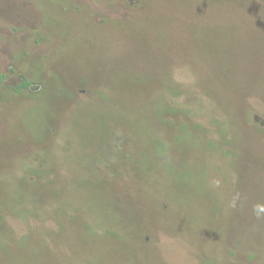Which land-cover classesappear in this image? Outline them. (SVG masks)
Wrapping results in <instances>:
<instances>
[{
	"label": "rangeland",
	"instance_id": "374dc122",
	"mask_svg": "<svg viewBox=\"0 0 264 264\" xmlns=\"http://www.w3.org/2000/svg\"><path fill=\"white\" fill-rule=\"evenodd\" d=\"M0 73V264H264V0H0Z\"/></svg>",
	"mask_w": 264,
	"mask_h": 264
},
{
	"label": "trees",
	"instance_id": "16d2710c",
	"mask_svg": "<svg viewBox=\"0 0 264 264\" xmlns=\"http://www.w3.org/2000/svg\"><path fill=\"white\" fill-rule=\"evenodd\" d=\"M46 36H47V34H46ZM47 37H48V36H47ZM46 39H48V38H46ZM24 76H25L24 80H23L20 84H18L17 87H14V88H13V91H14V92H16V93H20V92H22L24 89L27 88L26 83H28L27 81H28L29 79H27L28 77H27L26 75H24ZM4 77H5V74L0 73V81H2V80L4 79ZM10 95H11V94H10Z\"/></svg>",
	"mask_w": 264,
	"mask_h": 264
},
{
	"label": "clouds",
	"instance_id": "9594fccd",
	"mask_svg": "<svg viewBox=\"0 0 264 264\" xmlns=\"http://www.w3.org/2000/svg\"><path fill=\"white\" fill-rule=\"evenodd\" d=\"M216 185H219V181H215ZM254 213L256 214L257 218H260L264 215V204L258 203L253 208Z\"/></svg>",
	"mask_w": 264,
	"mask_h": 264
}]
</instances>
